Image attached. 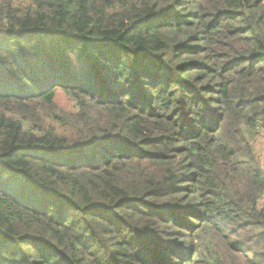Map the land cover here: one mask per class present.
Masks as SVG:
<instances>
[{"label":"trees","instance_id":"obj_1","mask_svg":"<svg viewBox=\"0 0 264 264\" xmlns=\"http://www.w3.org/2000/svg\"><path fill=\"white\" fill-rule=\"evenodd\" d=\"M259 133L264 0H0V264H264Z\"/></svg>","mask_w":264,"mask_h":264},{"label":"rangeland","instance_id":"obj_2","mask_svg":"<svg viewBox=\"0 0 264 264\" xmlns=\"http://www.w3.org/2000/svg\"><path fill=\"white\" fill-rule=\"evenodd\" d=\"M57 111L70 113L72 111L71 98L61 91H57L54 99ZM251 143V149L261 167H264V133L249 134L247 136Z\"/></svg>","mask_w":264,"mask_h":264}]
</instances>
